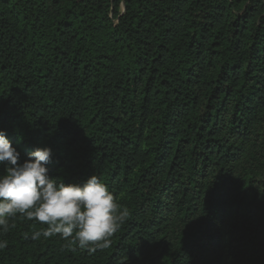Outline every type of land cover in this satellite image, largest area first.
Listing matches in <instances>:
<instances>
[{"label": "trees", "instance_id": "obj_1", "mask_svg": "<svg viewBox=\"0 0 264 264\" xmlns=\"http://www.w3.org/2000/svg\"><path fill=\"white\" fill-rule=\"evenodd\" d=\"M0 130L129 211L96 252L18 215L0 264H264V0H0Z\"/></svg>", "mask_w": 264, "mask_h": 264}, {"label": "clouds", "instance_id": "obj_2", "mask_svg": "<svg viewBox=\"0 0 264 264\" xmlns=\"http://www.w3.org/2000/svg\"><path fill=\"white\" fill-rule=\"evenodd\" d=\"M52 150L37 147L22 163L19 151L0 130V232L18 215L44 225L25 233V239L39 240L59 235L89 252L111 247V237L123 226L129 211L95 174L81 183H65L48 174ZM7 246L0 240V249Z\"/></svg>", "mask_w": 264, "mask_h": 264}]
</instances>
